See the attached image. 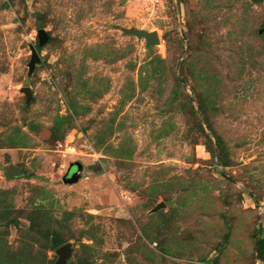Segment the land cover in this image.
<instances>
[{
  "label": "rangeland",
  "instance_id": "374dc122",
  "mask_svg": "<svg viewBox=\"0 0 264 264\" xmlns=\"http://www.w3.org/2000/svg\"><path fill=\"white\" fill-rule=\"evenodd\" d=\"M263 26L264 0H0V264L263 263Z\"/></svg>",
  "mask_w": 264,
  "mask_h": 264
},
{
  "label": "water",
  "instance_id": "95a60500",
  "mask_svg": "<svg viewBox=\"0 0 264 264\" xmlns=\"http://www.w3.org/2000/svg\"><path fill=\"white\" fill-rule=\"evenodd\" d=\"M263 31H264V26L261 29V32H263ZM129 34L134 35L137 38H144L146 47L158 44V37H157V34L155 32H145L142 30H131L129 32ZM38 38L40 39L41 44H43L46 41V37L41 30L38 31ZM36 62H38L37 53H36V50H32V55H31L30 62H29V70L33 69V66ZM24 91H25L26 95L28 96V89L24 88ZM19 175H20V173H19L18 169L14 168L12 166L8 167L7 172H6V176L16 177ZM63 181L65 183L71 182V181H73V176H71V177L66 176L63 179ZM68 253H69V245L68 244H65V245L59 247L57 249L58 259H57L55 264H64V260L66 259ZM196 264H198V263H196Z\"/></svg>",
  "mask_w": 264,
  "mask_h": 264
},
{
  "label": "trees",
  "instance_id": "16d2710c",
  "mask_svg": "<svg viewBox=\"0 0 264 264\" xmlns=\"http://www.w3.org/2000/svg\"><path fill=\"white\" fill-rule=\"evenodd\" d=\"M257 243H258V246H259V249H260L261 253L264 254V243H263V240L259 239L257 241ZM261 264H264V262L261 263Z\"/></svg>",
  "mask_w": 264,
  "mask_h": 264
}]
</instances>
